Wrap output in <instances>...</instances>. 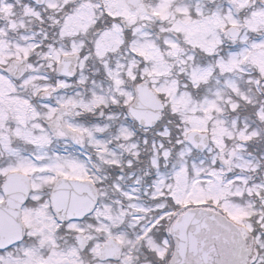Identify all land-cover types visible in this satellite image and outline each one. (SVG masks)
I'll return each instance as SVG.
<instances>
[{"label": "snow or ice", "instance_id": "obj_1", "mask_svg": "<svg viewBox=\"0 0 264 264\" xmlns=\"http://www.w3.org/2000/svg\"><path fill=\"white\" fill-rule=\"evenodd\" d=\"M0 264H264V0H0Z\"/></svg>", "mask_w": 264, "mask_h": 264}]
</instances>
